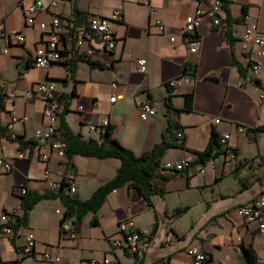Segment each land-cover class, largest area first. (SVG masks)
Segmentation results:
<instances>
[{
	"label": "crops",
	"instance_id": "1",
	"mask_svg": "<svg viewBox=\"0 0 264 264\" xmlns=\"http://www.w3.org/2000/svg\"><path fill=\"white\" fill-rule=\"evenodd\" d=\"M35 1L0 0V124L15 115L26 116L14 124V131L31 142L26 147L28 157L22 159L17 153L25 148L7 131L0 135V157L12 166L7 170L0 165V215L3 210L23 215L27 193H57L59 189L50 182L61 181L71 166L77 184L73 197L81 200L89 199L113 179L121 166V160L114 157H59L51 141L36 137L37 128L49 125L44 115L47 98L39 91L42 83H56L52 95L62 107L56 137L62 138L59 128L64 123L84 139H99L107 125L90 129L89 124L107 120L114 137L142 154L162 141L171 117L181 126L174 129L173 136L183 146L169 147L161 164L190 160L192 167L166 172L165 180L158 183L161 190L151 195L152 205L138 189L125 185L111 191L102 206L82 220L65 216L66 205L59 195L43 198L12 236L0 232V261L50 264L43 257L50 252L58 254L65 264L105 258L118 264H193L187 249L195 245L206 254L208 264H249L243 246L252 248L257 264H261L263 236L257 223L246 222L238 208L264 195V57L253 48L245 49L242 41L250 22L264 31L262 0L222 1V23L210 28V16L206 15L197 27L196 52L188 45L186 17L197 5L209 8L213 0H57L55 6L52 0H44L34 24L26 25L27 9ZM153 7L166 25L165 32L151 23ZM117 9L122 19L111 20L115 48L86 55L85 50L94 47L96 41L89 31L90 19L111 17ZM55 11L66 26L59 42L65 60L40 69L34 65L36 47L49 37ZM229 13L232 19H240L239 23L229 25ZM42 22L46 23L44 29ZM229 28L231 37L226 34ZM20 33L23 41L18 39ZM80 33L86 39L78 48ZM140 58L147 59L144 72L138 69ZM89 60L98 61L102 67L93 66ZM255 63H259L257 73ZM239 65L245 74L240 73ZM172 79L179 84L170 86ZM12 90H16L14 97L8 94ZM191 92L192 110H179L185 104V94ZM113 94L119 95L115 102L111 101ZM168 94L172 95L171 109L165 101ZM144 100L153 103L157 111L145 120L139 114V103ZM239 126L246 131L240 132ZM213 130L230 134L229 145L238 150L236 158L224 150L207 162L195 161L194 152L207 149ZM43 153L48 154L47 160L41 159ZM46 169L51 172L48 180L44 178ZM182 208L184 212L176 213ZM130 218L148 232L136 251L128 248L120 230L121 222ZM65 219L77 229V238L62 231ZM29 230L37 242L34 254L27 256L22 247ZM170 233L173 236L168 239ZM117 239L122 240V246L114 245Z\"/></svg>",
	"mask_w": 264,
	"mask_h": 264
},
{
	"label": "built area",
	"instance_id": "2",
	"mask_svg": "<svg viewBox=\"0 0 264 264\" xmlns=\"http://www.w3.org/2000/svg\"><path fill=\"white\" fill-rule=\"evenodd\" d=\"M264 5V0H262ZM51 4L55 6L57 4V0H52ZM222 0H213L211 6L209 8L197 5L194 12L190 13L186 17V24L184 27L185 33L189 36L188 45L192 52H196L198 50L199 39L197 38V27L203 21L206 15H209L208 25L210 28H214L219 26L222 23L221 11H222ZM44 6V0H36L33 4H31L27 9V14L25 17V24H34L36 15L39 10H41ZM122 12L120 10H115L111 17H101L95 16L89 21V31L93 36L96 37V41L93 43L94 47H89L85 50V54H93L94 52L107 50L112 51L116 46V37L111 30V20H121ZM151 23L156 25L160 32H165L166 25L162 21L161 17L158 14V9L153 7L151 9ZM52 31L49 37L43 41H41L35 51L34 56V65L40 69H48L56 63L62 62L65 60V54L63 50L59 46L60 39L62 35L66 31V26L63 24L61 20V16L58 12H53V20H52ZM46 23H41V28H45ZM18 39L20 41L24 40L23 34H18ZM86 39L85 34L80 33L77 36V47L80 48ZM172 41L175 40V36H170ZM243 46L245 49L253 48L256 52L264 57V31L260 30L257 23L250 22L246 28L244 33L242 34ZM4 52H8V49L5 48ZM259 67V63H255L253 66L254 73H257ZM138 69L140 71L147 70V59L140 58L138 59ZM179 84L177 79H172L170 81V86H177ZM113 87L117 86V83L112 84ZM56 83H42L39 85V91L42 92L47 98V105L44 110V115L47 117L49 121V125L47 128H37L35 131V135L38 139L44 141H51L53 149L57 152L59 157L67 158L66 154V142L62 138L56 137L58 134L57 121L58 117L62 111L61 104L59 101L53 97L52 91L55 90ZM11 97L16 95V90H12L8 92ZM119 98V95L113 94L111 97V101L115 102ZM262 99L264 100V93L262 94ZM156 108L148 100L141 101L139 103V114L142 119H147L150 116L156 114ZM26 120L27 117H19L13 116L12 119L6 123L0 124V135L3 131H7L10 138L15 139L16 133L14 131V124L18 120ZM220 119H217L216 122H219ZM108 121L103 120L102 123H90V129H96L98 126H106ZM238 130L240 132H245L246 128L244 126H239ZM179 135H182L180 133ZM229 133H224L221 135L220 142L227 154L230 158H236L238 154V150L235 147L229 145ZM21 149L18 151L17 156L19 158H27L28 150ZM28 148V147H27ZM41 159L47 160L48 154H41ZM0 165L4 166L7 170H11L12 166L9 162H7L3 157H0ZM192 167V163L190 160H182V161H166L160 165V172H180ZM203 171V169H199ZM44 178H50V170L46 169L44 172ZM50 186L59 189L61 187L74 196L77 191V184L75 181V172L74 168L71 166L68 168L66 174L64 175L61 181H51ZM26 189H23V193H26ZM238 213L243 217L246 222H255L258 225V229L263 236L264 239V195L257 199L253 203L243 204L239 206ZM18 218V214L15 210H3L0 215V225H2V233L12 236L15 232L13 223ZM61 229L65 234H68L71 238L78 237V231L74 227L71 221L64 220L61 224ZM120 230L125 234V240L127 242V246L132 251H136L143 241L145 235H147L146 230H141L137 227L135 221L133 219H128L126 221L121 222ZM173 236L172 233L169 234L168 239H171ZM25 243L22 247V252L29 256L34 254V250L36 247V236L33 231H27L24 234ZM114 245L116 247L122 246V240H115ZM187 253L192 257L193 264H203L206 260V254L198 247V246H190L187 249ZM43 257L50 261V264H65L62 262L61 257L58 254H51L50 252H45ZM260 263L264 264V257L260 259ZM0 264H11L0 261ZM87 264H118L117 261L113 259L105 258L103 260L100 259H91Z\"/></svg>",
	"mask_w": 264,
	"mask_h": 264
},
{
	"label": "trees",
	"instance_id": "3",
	"mask_svg": "<svg viewBox=\"0 0 264 264\" xmlns=\"http://www.w3.org/2000/svg\"><path fill=\"white\" fill-rule=\"evenodd\" d=\"M226 1V0H222ZM223 3V2H222ZM227 9V7L225 6ZM226 21L230 25L231 23H239L240 19H232L230 13L228 14ZM231 29H227L226 34L231 37ZM93 66L102 67V64L98 61L89 60ZM191 66H187L186 70ZM239 71L241 74H245L244 68L239 65ZM194 93L185 94V104L179 110L190 111L193 108ZM166 104L169 109L173 108L172 95L168 94L165 98ZM66 111V108L63 112ZM181 126L174 119L169 117V126L163 135L161 142L157 143L153 148L144 151L142 154H136L131 149L124 146L113 135V128L110 124L106 126L101 133L99 139H84L80 134H75L64 123L61 130L62 139L66 142V154L68 160H71L75 155L82 156H95L99 158L114 157L121 160V166L119 167L116 175L113 179L100 186L93 195L86 200L78 199L67 193L63 187L59 188L57 193L53 191H47L45 193H27L23 198L24 213L18 216L13 223L14 230L21 225H25L28 220L29 212L31 208L41 199L59 195L66 205L65 216H76L77 220H82L84 215L88 212H96L99 207L104 203L107 195L120 187L128 185L135 187L139 190L141 195L152 205L151 195L154 191H158V183L165 180V173L160 172L161 159L165 151L169 147L183 146L176 143V138L173 136L174 129H179ZM260 129V128H258ZM221 135L213 130L210 138L209 145L204 151H195L197 159L195 161L207 162L210 159L217 157L224 152L222 144L220 142ZM174 139V140H173ZM15 141H18L21 147H28L30 141H24L21 136H17ZM159 190H161L159 188ZM27 192V191H26ZM66 192V193H65ZM184 208L177 209L176 213L184 212ZM16 223V224H15ZM2 225H0V232ZM243 250L249 260V264H257V256L252 248H246L243 246ZM209 260L206 259L203 264H208Z\"/></svg>",
	"mask_w": 264,
	"mask_h": 264
}]
</instances>
